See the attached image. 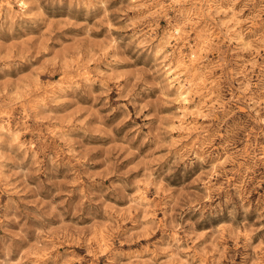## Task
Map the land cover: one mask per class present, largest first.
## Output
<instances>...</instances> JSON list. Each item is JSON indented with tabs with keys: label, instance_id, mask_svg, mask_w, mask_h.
I'll list each match as a JSON object with an SVG mask.
<instances>
[{
	"label": "rangeland",
	"instance_id": "rangeland-1",
	"mask_svg": "<svg viewBox=\"0 0 264 264\" xmlns=\"http://www.w3.org/2000/svg\"><path fill=\"white\" fill-rule=\"evenodd\" d=\"M70 3L0 0V259L264 264V0Z\"/></svg>",
	"mask_w": 264,
	"mask_h": 264
},
{
	"label": "clouds",
	"instance_id": "clouds-1",
	"mask_svg": "<svg viewBox=\"0 0 264 264\" xmlns=\"http://www.w3.org/2000/svg\"><path fill=\"white\" fill-rule=\"evenodd\" d=\"M63 2L64 0H60L61 4H63ZM21 6L24 7L25 5L21 4ZM99 6L102 8H106L107 0H99ZM82 7H86V5H84L83 3V0H72V3H70L68 6V11L69 13L73 11L79 12ZM182 162L183 159L181 157H176L175 159L168 161V165H167L168 170L169 171L174 170L175 167L181 164ZM169 171H165L164 168L161 169V172L164 173L165 175L169 174ZM9 246H10V242L6 241L3 237H0V252H7ZM21 257H23V252L21 253ZM0 264H21V260L20 259L11 260L8 259L7 256H5L4 259H0Z\"/></svg>",
	"mask_w": 264,
	"mask_h": 264
},
{
	"label": "bare ground",
	"instance_id": "bare-ground-1",
	"mask_svg": "<svg viewBox=\"0 0 264 264\" xmlns=\"http://www.w3.org/2000/svg\"><path fill=\"white\" fill-rule=\"evenodd\" d=\"M170 71V70H169Z\"/></svg>",
	"mask_w": 264,
	"mask_h": 264
}]
</instances>
